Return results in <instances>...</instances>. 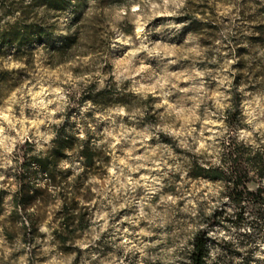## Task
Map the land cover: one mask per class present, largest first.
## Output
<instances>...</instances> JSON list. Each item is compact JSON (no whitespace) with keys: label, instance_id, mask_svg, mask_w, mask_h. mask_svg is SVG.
Returning a JSON list of instances; mask_svg holds the SVG:
<instances>
[{"label":"clouds","instance_id":"obj_1","mask_svg":"<svg viewBox=\"0 0 264 264\" xmlns=\"http://www.w3.org/2000/svg\"><path fill=\"white\" fill-rule=\"evenodd\" d=\"M0 264H264V0H0Z\"/></svg>","mask_w":264,"mask_h":264}]
</instances>
